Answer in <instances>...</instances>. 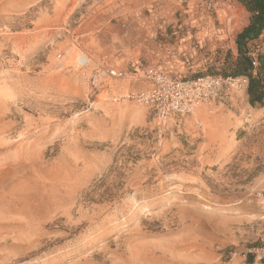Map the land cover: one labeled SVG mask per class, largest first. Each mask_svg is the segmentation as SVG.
<instances>
[{
	"label": "rangeland",
	"instance_id": "rangeland-1",
	"mask_svg": "<svg viewBox=\"0 0 264 264\" xmlns=\"http://www.w3.org/2000/svg\"><path fill=\"white\" fill-rule=\"evenodd\" d=\"M246 20L207 0H0V264H264L247 85L163 117L128 97L153 82L107 73L220 75Z\"/></svg>",
	"mask_w": 264,
	"mask_h": 264
},
{
	"label": "built area",
	"instance_id": "built-area-1",
	"mask_svg": "<svg viewBox=\"0 0 264 264\" xmlns=\"http://www.w3.org/2000/svg\"><path fill=\"white\" fill-rule=\"evenodd\" d=\"M240 0H207L210 7L225 5L228 8H235ZM256 51L264 52V33L259 41ZM255 55V53H253ZM100 72L96 70L97 74ZM107 73L114 77L129 75L133 78L146 79L154 83V86L147 91L133 92L128 97L139 102L145 101L154 105L159 115L168 116L174 113H185L194 103H199L215 94L217 87L227 81L229 83L248 84L246 78H224L222 76L199 77L192 81H173L165 74L154 67H143L136 71L126 72L125 70L107 69Z\"/></svg>",
	"mask_w": 264,
	"mask_h": 264
},
{
	"label": "trees",
	"instance_id": "trees-1",
	"mask_svg": "<svg viewBox=\"0 0 264 264\" xmlns=\"http://www.w3.org/2000/svg\"><path fill=\"white\" fill-rule=\"evenodd\" d=\"M250 12V21L235 37L237 53L224 56V78H246L249 104L264 107V52L256 51L264 33V0H240ZM255 53V55H253Z\"/></svg>",
	"mask_w": 264,
	"mask_h": 264
},
{
	"label": "crops",
	"instance_id": "crops-1",
	"mask_svg": "<svg viewBox=\"0 0 264 264\" xmlns=\"http://www.w3.org/2000/svg\"><path fill=\"white\" fill-rule=\"evenodd\" d=\"M187 2H188V3L194 2L195 4H196V3L198 4V3L201 2V0H187ZM226 7H227V6H226ZM236 7L242 9L244 19H245V18L247 19L246 22L244 23V26L236 32V35H237L239 32H241V30H242L245 26H247V25L249 24L251 14H250V12H248V10L246 9V7L241 3V1L236 5ZM227 8H228V7H227ZM228 9H229V8H228ZM224 10H227V9L224 8ZM228 13H229V15H230V18H232V19H234V20H237L236 15H235L232 11L229 10ZM232 52H233V54H236L237 49H236V48L234 49V48L232 47Z\"/></svg>",
	"mask_w": 264,
	"mask_h": 264
}]
</instances>
